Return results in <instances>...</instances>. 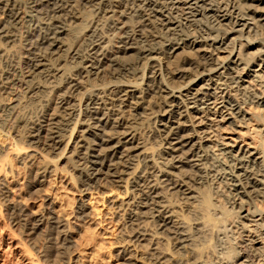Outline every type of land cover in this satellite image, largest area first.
Segmentation results:
<instances>
[{"label":"bare ground","instance_id":"1","mask_svg":"<svg viewBox=\"0 0 264 264\" xmlns=\"http://www.w3.org/2000/svg\"><path fill=\"white\" fill-rule=\"evenodd\" d=\"M23 2L35 13L29 14L23 55L14 58ZM128 50L131 54L121 56ZM253 63L264 72V0H0V136L15 152L11 158L12 149L0 147V173L13 172L12 159L31 168L36 156V186L56 172L67 153L80 184L100 181L107 192L119 190L114 197L127 195L112 204L128 211L125 232L115 238L120 264L137 259L264 264L258 258L264 251L263 211L244 209L250 199L264 198L263 151L233 150L216 142L218 152L211 153L208 145L193 141H201L206 131L192 119L214 109L213 103L230 111L222 116L228 125L243 119V105L260 106L261 117H256L264 121V90L240 84L241 72L246 69L248 75ZM82 74L86 84L81 86L77 78ZM35 77L45 98L41 95L36 112L20 117L15 109L38 93L28 85ZM220 86L236 97L220 95L216 101ZM144 119L162 122L166 129L159 137L166 148L145 143L139 133ZM187 121L197 133L194 138L180 133ZM26 148L31 152L23 156ZM142 208L150 210L151 233L142 225ZM9 209V222L21 224L23 241L39 264H73L68 221L47 212L30 218L13 205ZM82 211L80 204L76 214ZM45 220L55 234V252L33 243ZM53 254L59 259L52 260Z\"/></svg>","mask_w":264,"mask_h":264},{"label":"rangeland","instance_id":"2","mask_svg":"<svg viewBox=\"0 0 264 264\" xmlns=\"http://www.w3.org/2000/svg\"><path fill=\"white\" fill-rule=\"evenodd\" d=\"M27 6L28 5L23 2L22 9L26 8V11L24 10L25 14L22 18L23 20L21 19V24H18L17 27L14 29L16 36V40L14 41L12 47L14 58L23 55V39L26 38L27 35H29V31L31 28L30 24H32L31 18L35 13L34 11H30L29 7ZM27 11L28 15H26ZM29 14H32V16ZM124 53H121V56H128L129 53L131 54V51H124ZM251 53L253 52L251 51ZM255 61L257 62L258 59H255ZM250 70L253 71H250L248 75L245 74L246 69L241 72L242 77L240 84L243 87L242 89H249L253 92L261 93L264 90L263 69L260 65L253 63V65L250 67ZM223 71V69L219 70V72ZM254 72L259 73L263 77H252V75L250 74ZM261 79H263V82L261 81ZM77 82H79V85L81 86L85 85L86 76L83 74L80 75L77 78ZM28 85L30 87H36L40 95L38 96V93L35 92V94H33L34 97L31 98V101H29V98L27 100V103L21 104L19 108L17 107L15 109L16 112H20V115L18 114L20 117H22L23 112L25 113L28 111L25 114H28L31 111L32 113L36 112L39 106V102L41 104V101L43 100V94L40 93V90L42 88V85L40 83V77L33 78L31 81H29ZM214 87L215 85L212 86V88ZM223 87L224 86H220L218 89H216V101L219 100L218 98L220 97V95L227 97H236L235 91L231 90L230 88ZM209 92H211V90H209ZM262 96H264V92ZM211 98L212 99H210V101H214V98ZM210 106L211 108L214 107V109H211L208 113H206V115L204 113L198 114L192 119L195 124H200L199 126H203V130L206 131V133L201 134L203 136L200 139L201 141H198L196 137L195 139H193L194 143L201 142L205 146L208 145L209 150H212L211 153L218 152L217 147H215L214 144L216 142H221L224 146L233 150L237 149L238 147H245L247 149H251L257 152L261 150L263 151L264 155V121H261L256 117H261L262 108L260 106L254 107V105H243V110H245V114L243 113L244 117L243 119H241V117L236 118L237 120L241 119V121H236L235 126L228 125L224 122L225 119H222L223 115H225V118L230 115L229 110L221 108L220 104L214 106L213 103ZM5 114L6 113L4 112L2 116L1 113L2 118H5ZM176 117L178 118L181 116ZM179 120L183 121L184 118ZM190 122L191 121L185 122L186 124L182 126V129H184L185 131L180 133L184 135L188 134V136H192L194 138L195 136H197V133L192 131L191 126L189 125ZM161 123H153L150 119H144L143 123L139 125V133L142 139H145V143H147L148 146L152 145L155 149L167 147V144H164L165 140H162V143L160 141L161 137H159V135L160 133H163V131L166 129L162 127V125H160ZM157 127L159 130L161 129V131L158 132L156 129ZM173 137L174 135H171L169 139ZM3 138L4 137L0 136V147L3 145L4 147H6L5 149L7 151L9 150L8 152H10V149H12L9 156H11V158H13V156L15 157V152L13 151L11 144H9L11 143V141H8V139L5 138L4 140ZM210 146H212V148ZM26 149L27 150H25V152L22 151L21 153L23 156L24 154L31 152L30 148ZM60 149L61 148H59L58 150L60 151ZM58 150L56 152H58ZM54 154L55 153H51L50 156H54ZM68 155L69 154L64 153V156L60 157L57 163L56 172L47 175L45 177V181L42 184H39L40 187L39 185L35 186V184L33 183L34 181L32 180L34 174L33 170L35 171V169L39 167L40 164H38V159L36 160V156L32 158L30 162L31 164H29L31 165V168L30 166L28 168H22L23 166L20 165L17 160H15L17 162L16 163L14 159H12V163L14 166L13 172L11 174L6 175L2 172L0 173V180L2 181L0 183V187L3 186V188H5L3 189L5 191V193L3 194L4 198H2L3 196H0V198H2L0 202H4L3 205L0 204L2 205L0 206V264H39L36 260V255H33L34 251L28 249V246H26V243H24L23 241L24 239L27 240V238H24L25 236L23 235V231L20 232V230L22 229L21 224L16 223L13 225V223L9 222L11 219V217H9L11 216V211L10 209L8 211V207L10 205L20 208L22 210V213L27 214V216L30 218L39 216L41 214L49 213L50 216H55L56 218L59 217V219H63L65 220V222L68 221V227L66 232L67 236L69 237L68 254L70 253L69 255L73 259V264H120L118 263V261L121 262V260L118 259V257H115V251L117 248H120L121 245L116 244V241L119 239L118 237L120 231L122 233L125 232V217L127 216L128 211L125 209L115 208V205L112 204L119 199H124L126 201L127 195L121 194L117 198L114 197L116 195L115 193H117V191L119 190L116 189L114 191L107 192L106 190L108 187H102L100 181H97L92 186H83L82 184H80L75 178V171L72 169L71 162H68L67 160ZM60 168L62 170H59ZM183 168L188 169V167ZM29 171L32 173H30ZM172 171L175 174H178L177 169H173ZM70 175H73L72 178ZM81 180H86L85 172L81 174ZM30 181L31 183H29ZM219 185L223 186L222 183H220ZM38 187L40 189H38ZM223 189L225 190L226 188L224 187ZM160 192L162 193V191ZM80 204L83 210L81 212V215L76 214L78 213L77 210ZM254 206L260 208L263 211L262 215L264 216V198L262 199L257 197V199H250L249 205H244V209H247L248 207L252 208ZM141 211L143 215L142 225L143 227H145L147 233H151L153 226L151 220L148 217V213L150 212V210H148V208H142ZM78 215L79 217H76ZM256 218H259V216ZM46 221L47 220L43 221L42 226L45 227L42 228V231H39L33 243H36V248L41 247L44 250L49 249L55 252L57 244H52L55 243L54 241H56L55 239H52L54 238L55 234H53L51 229L49 230L48 222L46 224ZM86 233L90 234H87L88 237L93 235V238L91 237V241L87 240L89 238L87 237ZM84 234L86 236L85 239L84 236H81ZM83 240H87L88 242L86 241L87 243H85L83 242ZM80 242L83 244L85 243L84 245H82L83 247L80 245ZM78 243L79 248L77 247ZM258 246L259 244L255 245V247ZM76 247L80 250H78ZM70 251L73 252L71 253ZM107 251L109 252L107 253ZM27 252H29V254ZM56 257L57 259H59L58 256H55L53 254L51 256V259L54 258V260H56ZM258 258L259 260H264V251L263 254ZM56 262H58V260ZM135 264L151 263L137 259L135 261Z\"/></svg>","mask_w":264,"mask_h":264}]
</instances>
